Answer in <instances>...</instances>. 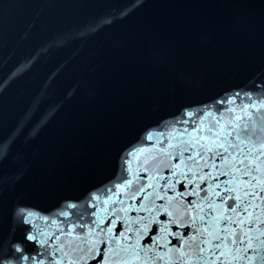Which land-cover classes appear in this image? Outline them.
<instances>
[{"label":"water","instance_id":"1","mask_svg":"<svg viewBox=\"0 0 264 264\" xmlns=\"http://www.w3.org/2000/svg\"><path fill=\"white\" fill-rule=\"evenodd\" d=\"M245 93L264 97V0H0V241L18 238L27 227L20 216L29 212L32 229L51 237L50 249L73 241L55 239L68 222L58 212L69 211L72 222L80 216L85 223L94 219L88 193L113 177L122 152L146 128L159 125L167 137L174 118L185 111L202 114L210 106L213 113L222 112L221 143L264 152L259 148L264 108L244 107ZM237 95L231 103H217ZM159 148L145 147L130 166L144 178L136 183L157 187L136 199L121 189L119 199L113 197L116 203L105 205L123 209L119 226L130 229L126 235L133 238L141 226L137 218L153 214L143 207L163 202L155 193L165 191L173 171L155 167ZM216 151L223 149L202 151L203 160L197 158L195 165L178 155L170 163L216 177L219 161L211 167ZM232 153L236 161L243 159L229 149V160ZM235 167L241 171H232L234 186L248 212L236 216L221 208L234 223L222 219L212 225L227 239L219 249L214 247L218 241L205 245V257L211 264H264V200H247L249 177L242 175L243 165ZM232 177L219 176L217 182L223 185ZM208 184L201 196L215 190L211 179ZM209 199L219 203L215 196ZM67 202L77 207L65 209ZM204 214L206 224L217 216L207 207ZM229 230L237 234L236 243ZM191 264L204 262L193 258Z\"/></svg>","mask_w":264,"mask_h":264},{"label":"snow or ice","instance_id":"2","mask_svg":"<svg viewBox=\"0 0 264 264\" xmlns=\"http://www.w3.org/2000/svg\"><path fill=\"white\" fill-rule=\"evenodd\" d=\"M245 99L248 103L246 108H264V97L254 98L253 94L245 93ZM239 99V95L235 98H228L227 101H217L218 104H225ZM207 110L202 114L185 111L179 118H174L175 123L171 131L161 130L157 125L155 128L144 129L142 135L138 137L136 144L129 145L118 157L117 172L109 179L107 184L88 193L87 200L93 211H91V219L84 222V217H78L79 222L68 220L71 213L67 210L58 212V216H62L67 220L65 230L60 232L55 239L59 240L60 236L74 237L73 241L61 243L59 248H51V237L44 238V234H37L29 224V217L21 214L20 220L22 224L27 225L21 230L20 236L13 237L6 243L0 241V264H64L67 258V264H89L94 261L95 264H148V259H152V264H191V260L195 258L198 262L203 261L204 264H211L210 259L205 257V245L211 244L212 241H218L214 247L219 249L220 243H224L227 239L226 235H221L212 227L213 224L218 225L219 221L226 219L229 223H234L232 215L224 216L221 208L225 212L239 216L241 212H248V207H241L242 201L239 190L234 186L235 178L232 177V171H241L236 168V163L243 165L242 175L248 176L245 181L248 188L244 190V196L248 201L259 197L264 200V160L260 157L264 156V152L247 153L238 145L227 144V141L221 143L224 134L223 126L220 122L223 119V113H213L210 106H206ZM230 111L229 109H225ZM211 117L205 123L206 118ZM235 119L239 120V117ZM197 120L199 123H197ZM173 140L176 142L173 143ZM153 141H155L153 143ZM208 141V143H202ZM241 143H244L241 141ZM227 144V146H225ZM139 145V146H137ZM158 149V156L153 157V163L157 169L160 166L173 169L168 175L167 182L163 185L165 191L163 193L156 192L155 199L163 201L156 204L155 200L150 202V206H144L143 210L151 214L147 219L138 217L141 226L134 231L135 238L126 235V231L119 226L120 216L114 206L105 207L113 201V197L123 195L129 199H136L145 193L146 188L155 189L157 185L143 182L144 178L138 173L131 171L132 159L138 157L145 147ZM254 148L255 145H252ZM214 148L223 149V152L216 151L215 158L211 165L216 168L215 160L220 163L217 169L218 176L213 177L209 172H194L192 168L185 165L186 170L181 171L179 164H171V158L178 155L181 161L184 159L193 161L196 164L197 158L203 160V152H212ZM260 149H264V143L259 145ZM200 149L201 151H197ZM229 149L239 152L243 159L236 161L235 154L232 153V160H229ZM192 151L193 155L185 157L184 153ZM209 159H213L209 157ZM168 161V162H165ZM247 161L248 163H245ZM205 164L207 160L203 161ZM147 164V161L144 162ZM254 164V166H252ZM145 171H149L145 167ZM127 173V177L125 176ZM191 173V176L189 175ZM157 175L159 172L157 171ZM219 176L232 177L223 181V185L218 181ZM164 179L163 176L160 177ZM147 179H153L151 176ZM209 179L215 183V190L209 195L218 198L210 200L209 195L201 196L200 193L208 192V188L212 185L208 184ZM116 181L113 183V181ZM208 184V188L202 185ZM177 186H182L178 189ZM248 189H251L249 191ZM259 189V191H257ZM221 191L224 193L221 196ZM171 192L172 195H168ZM236 192L235 196L231 194ZM103 195V201L100 196ZM194 199H188V197ZM147 198V197H145ZM231 201V203H230ZM122 204L123 201H120ZM143 205L142 201H138V207ZM76 204L67 202L65 209H75ZM217 212V216L212 218L211 223H205L204 209ZM102 212V215L98 213ZM112 215L109 216L108 213ZM251 216V213H249ZM45 219H48L45 217ZM57 221H53L56 223ZM243 223V221H239ZM227 228V225H225ZM77 229L80 231L77 232ZM86 230V233L85 231ZM234 237L232 243H236V233L229 230ZM111 233V235H109ZM114 241L116 242L114 244ZM175 241V242H174ZM210 252L211 249H208ZM158 255L153 256L152 254ZM111 254V256H110ZM143 254V255H142ZM223 255V253H219ZM218 264V262H217Z\"/></svg>","mask_w":264,"mask_h":264}]
</instances>
